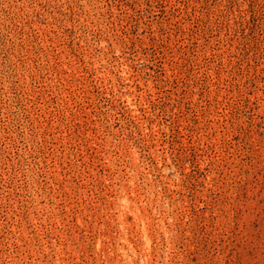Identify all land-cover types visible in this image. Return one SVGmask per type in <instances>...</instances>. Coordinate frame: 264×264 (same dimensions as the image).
Segmentation results:
<instances>
[{"label":"rangeland","instance_id":"obj_1","mask_svg":"<svg viewBox=\"0 0 264 264\" xmlns=\"http://www.w3.org/2000/svg\"><path fill=\"white\" fill-rule=\"evenodd\" d=\"M0 264H264V0H0Z\"/></svg>","mask_w":264,"mask_h":264}]
</instances>
